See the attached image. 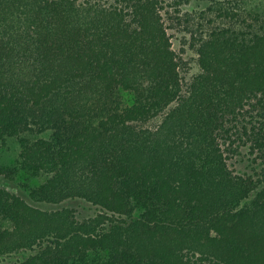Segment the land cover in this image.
Here are the masks:
<instances>
[{
    "label": "trees",
    "instance_id": "16d2710c",
    "mask_svg": "<svg viewBox=\"0 0 264 264\" xmlns=\"http://www.w3.org/2000/svg\"><path fill=\"white\" fill-rule=\"evenodd\" d=\"M171 32V34H170ZM196 54L186 84L172 47ZM264 0H0V256L15 264H264ZM264 125V123H261ZM29 136H32L30 138ZM245 145L251 172L228 154Z\"/></svg>",
    "mask_w": 264,
    "mask_h": 264
},
{
    "label": "rangeland",
    "instance_id": "374dc122",
    "mask_svg": "<svg viewBox=\"0 0 264 264\" xmlns=\"http://www.w3.org/2000/svg\"><path fill=\"white\" fill-rule=\"evenodd\" d=\"M171 34V32H170ZM172 47L177 56L181 60V76L184 83H188L191 77L197 72L196 54L184 42L183 37L179 33L171 36ZM260 110L252 109L249 116H253L251 120L256 123V126H261L264 130V115L260 116ZM32 138V136H29ZM20 151V143L16 138H7L5 141H0V163L12 164L17 159ZM228 164L230 168L237 174L251 172L253 156L247 152L245 145L239 146L233 154H228ZM43 180L42 176L26 177L22 172L14 174L13 179H8L0 175V187L6 188L9 191L18 194L33 206L42 210H57L60 208H71L75 212L78 219L88 218L100 212L99 207L85 201L83 199H68L60 203L34 202L29 199L26 191V185L36 186ZM32 250H21L15 253L0 256V264H15L26 258Z\"/></svg>",
    "mask_w": 264,
    "mask_h": 264
}]
</instances>
